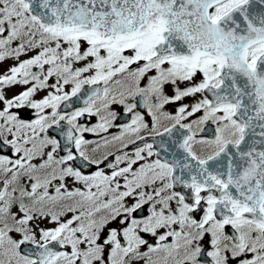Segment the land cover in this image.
Instances as JSON below:
<instances>
[{
    "label": "snow or ice",
    "instance_id": "6c2138e0",
    "mask_svg": "<svg viewBox=\"0 0 264 264\" xmlns=\"http://www.w3.org/2000/svg\"><path fill=\"white\" fill-rule=\"evenodd\" d=\"M0 264H264V0H0Z\"/></svg>",
    "mask_w": 264,
    "mask_h": 264
}]
</instances>
